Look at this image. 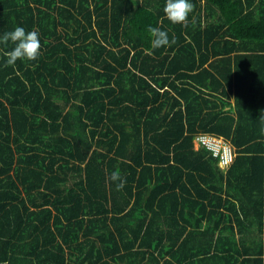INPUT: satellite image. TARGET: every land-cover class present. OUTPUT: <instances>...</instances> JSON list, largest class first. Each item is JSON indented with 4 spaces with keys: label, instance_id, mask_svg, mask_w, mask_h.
I'll list each match as a JSON object with an SVG mask.
<instances>
[{
    "label": "trees",
    "instance_id": "16d2710c",
    "mask_svg": "<svg viewBox=\"0 0 264 264\" xmlns=\"http://www.w3.org/2000/svg\"><path fill=\"white\" fill-rule=\"evenodd\" d=\"M0 264H264V0H0Z\"/></svg>",
    "mask_w": 264,
    "mask_h": 264
},
{
    "label": "built area",
    "instance_id": "2783aa9c",
    "mask_svg": "<svg viewBox=\"0 0 264 264\" xmlns=\"http://www.w3.org/2000/svg\"><path fill=\"white\" fill-rule=\"evenodd\" d=\"M196 139L200 144H204L207 148L212 150L215 156L220 157V166L224 167L234 161L236 149L232 143L224 137L202 133L199 134Z\"/></svg>",
    "mask_w": 264,
    "mask_h": 264
},
{
    "label": "bare ground",
    "instance_id": "6f19581e",
    "mask_svg": "<svg viewBox=\"0 0 264 264\" xmlns=\"http://www.w3.org/2000/svg\"><path fill=\"white\" fill-rule=\"evenodd\" d=\"M204 134H211V133H204ZM198 135H199V134H198ZM198 135H197V136H198ZM211 135H215V134H211ZM197 136L195 137V146H196V148H199V147L202 146V144H200V143L197 141V139H196ZM215 136H218V135H215ZM214 156H215V155H214ZM215 157L218 158V162H219V161H220V157H219V156H215ZM230 165H231V164H230ZM230 165H229V166H230ZM229 166H228V167H229ZM228 167H225V166H224L223 168L227 169Z\"/></svg>",
    "mask_w": 264,
    "mask_h": 264
},
{
    "label": "rangeland",
    "instance_id": "374dc122",
    "mask_svg": "<svg viewBox=\"0 0 264 264\" xmlns=\"http://www.w3.org/2000/svg\"><path fill=\"white\" fill-rule=\"evenodd\" d=\"M230 164H228V165H225V167H228Z\"/></svg>",
    "mask_w": 264,
    "mask_h": 264
}]
</instances>
